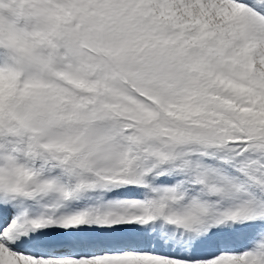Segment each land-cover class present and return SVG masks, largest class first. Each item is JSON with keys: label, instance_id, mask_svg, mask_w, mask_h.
Returning <instances> with one entry per match:
<instances>
[{"label": "snow or ice", "instance_id": "snow-or-ice-1", "mask_svg": "<svg viewBox=\"0 0 264 264\" xmlns=\"http://www.w3.org/2000/svg\"><path fill=\"white\" fill-rule=\"evenodd\" d=\"M0 264H264V0H0Z\"/></svg>", "mask_w": 264, "mask_h": 264}]
</instances>
